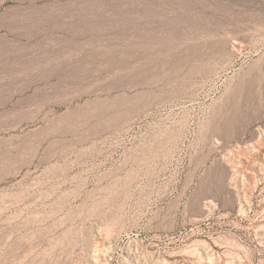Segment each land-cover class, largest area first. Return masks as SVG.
<instances>
[{
  "label": "rangeland",
  "instance_id": "rangeland-1",
  "mask_svg": "<svg viewBox=\"0 0 264 264\" xmlns=\"http://www.w3.org/2000/svg\"><path fill=\"white\" fill-rule=\"evenodd\" d=\"M156 263L264 264V0H0V264Z\"/></svg>",
  "mask_w": 264,
  "mask_h": 264
},
{
  "label": "bare ground",
  "instance_id": "bare-ground-1",
  "mask_svg": "<svg viewBox=\"0 0 264 264\" xmlns=\"http://www.w3.org/2000/svg\"><path fill=\"white\" fill-rule=\"evenodd\" d=\"M135 258V257H134ZM137 259V258H136ZM140 262V261H139ZM211 262V261H210ZM138 263V262H137ZM157 264V263H156Z\"/></svg>",
  "mask_w": 264,
  "mask_h": 264
}]
</instances>
